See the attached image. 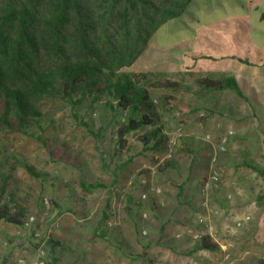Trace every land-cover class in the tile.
<instances>
[{"label":"rangeland","instance_id":"obj_1","mask_svg":"<svg viewBox=\"0 0 264 264\" xmlns=\"http://www.w3.org/2000/svg\"><path fill=\"white\" fill-rule=\"evenodd\" d=\"M4 2L5 0H0V6ZM246 4L250 6L251 11L255 5L264 7L263 0H246ZM210 6V0H193L186 13H195L200 9L206 11L207 18L210 19L216 16ZM186 13L169 22L171 30L168 32H171L169 35L172 37L167 41V46L178 45V35H183L186 30L184 23H189L200 31V27L191 23ZM227 15L248 20L251 18V13H244L239 6L228 7ZM251 19L253 20V17ZM250 25L254 27L256 22ZM162 39L166 40V36L163 35ZM184 39L188 40L187 37ZM238 42L233 43L236 46L234 54L243 56L247 51L252 55L255 53L248 40L245 39L240 44ZM160 43V37L153 35L147 42L148 48L141 52L131 66L123 67L121 71L140 73L142 70L139 68H142L150 70L155 80L169 79L186 87L175 95L197 110H194L190 118L176 114L173 116V113L163 116L164 131L169 138L168 151L164 154H143L133 135L128 138L132 144L130 154L118 153L115 131L116 123L121 117L112 115L102 104L92 110H78L76 114L79 119L88 123L92 134L77 124L78 119L74 117L77 108L73 110L69 105L49 100L39 105L48 125L42 134L46 146H41L27 135L0 132V140L4 143L7 154L28 162L45 175V182L40 183L22 168L15 166L10 178H7L6 192L1 203L11 201L12 212L24 209L25 219L20 227L0 221V264H229L232 261L229 252H225L230 255L228 260L224 258L225 253L218 260H214L212 254L207 251L190 253L200 239L198 236L212 234L211 239H216L217 234L210 231L208 220L202 224L198 222V217L202 215L200 192L197 195V192L193 191V198L186 197L184 190L180 195L175 194L178 186L172 172L171 175L166 171L162 175L158 173V167L164 162L179 165L181 163L182 168H177L181 170L178 171L180 173L185 171V166L189 163V170L195 172L197 163L194 160L189 161L187 153L176 150L178 140L187 130L194 128L193 131H196V124L204 123L200 121L205 114L200 108L202 106H193L197 101L193 93L196 88L194 79L222 75L218 72L209 74L208 71L199 69L197 72L176 71L167 66L168 63L163 58H154V61L149 62L146 57H155L152 51L160 48ZM251 74L253 80L263 78L261 72L254 70ZM241 90L248 101V106L241 101L242 109L235 103H230L231 97L235 96L233 93L219 94L217 100L208 103L222 113L223 124L216 128L219 135L228 129L234 130L235 127L246 131L248 135L256 130L264 132V122L260 119L264 108L261 104L254 103V88L244 87ZM151 93L158 105L157 98L163 91L151 90ZM226 98L228 104L225 102ZM226 105L230 109L224 108ZM258 107L263 109V114L259 112ZM250 109L256 111V116H251ZM252 139L249 138L251 143L246 145L247 150H236V154L241 158H244L242 154H249L248 163L264 169V151L260 150V143L256 144L258 140L253 142ZM217 145L213 148L209 144L212 151L209 152L206 175L211 170L210 161ZM228 145L229 141L225 152L216 155L217 165L221 168L219 182L220 179H232L235 175L231 173L232 169L224 166L221 161V157L227 153ZM168 154L170 156L167 158ZM130 155L134 157L127 163ZM185 156L188 159H185ZM124 163L126 166L119 168V165ZM7 169L6 166L0 172L6 175ZM247 171L255 177L253 179H264L249 168ZM195 180L198 181V177ZM81 181L99 182L103 188L85 192L80 186ZM184 187L192 188V181ZM213 192L214 190L209 192V199ZM143 196L145 198H142ZM106 208L109 209V216L102 224L105 234L104 238H101L94 230L98 228L102 212ZM50 241L57 245L52 246Z\"/></svg>","mask_w":264,"mask_h":264},{"label":"trees","instance_id":"obj_2","mask_svg":"<svg viewBox=\"0 0 264 264\" xmlns=\"http://www.w3.org/2000/svg\"><path fill=\"white\" fill-rule=\"evenodd\" d=\"M192 1L5 0L0 6V132L27 135L46 146L42 134L48 125L39 105L49 100L69 105L73 110L77 108L74 112L77 124L92 134L88 123L76 114L78 110H92L102 104L112 115L121 117L115 131L118 153L130 154L132 144L128 138L133 135L143 154H164L168 151L169 138L164 131L163 116L172 113L186 116L193 112L183 99L175 95L186 87L169 79L155 80L150 70L142 68H139L140 73L121 71L123 67L131 66L148 48L147 42L153 35L160 37L161 47L152 51L155 57H146L149 62L163 58L168 64L177 65L181 64L178 56L183 54L190 60L236 62L245 69L243 75L246 79L254 70L261 72L263 78L259 79V87L255 83L253 88L264 106V48L250 43L255 51L253 55L248 51L243 56L234 54L236 46L233 43L239 41L240 44V36L248 41L251 38L247 37L249 30L253 31L249 22L233 19L209 25L208 32L222 35V45L207 38L204 42L198 40V44L204 45L196 50L184 45H166L172 37L168 32L171 30L169 22L186 13ZM244 9L258 18L260 26L253 32L263 39L264 7L257 5L252 11L247 7ZM186 14L201 22L202 13ZM184 28L193 31L189 26L184 25ZM163 35L166 40L162 39ZM194 85L200 93L231 91L248 102L233 76L197 77ZM151 90L163 91L157 98L158 105ZM207 116L204 114L200 121ZM5 149L0 140V170L8 168L6 175L0 172V221L20 227L24 224V209L12 212L11 201L1 203L7 178L15 166L40 183L45 182V175L28 162L7 154ZM133 157L130 155L126 162L130 163ZM124 166L125 163L120 164L119 168ZM169 166L170 162H164L158 167V173L164 174ZM248 168L264 178V169L254 165ZM80 186L85 192L103 188L99 182L81 181ZM263 199L264 189L256 200L261 202ZM108 210L102 212L98 228L94 230L101 238H104L102 224L108 219ZM49 243L57 245L52 241ZM218 249L217 243L205 234L190 253Z\"/></svg>","mask_w":264,"mask_h":264},{"label":"crops","instance_id":"obj_3","mask_svg":"<svg viewBox=\"0 0 264 264\" xmlns=\"http://www.w3.org/2000/svg\"><path fill=\"white\" fill-rule=\"evenodd\" d=\"M210 2V8L212 9L213 14L216 13V16L214 15L213 17L208 19L205 13L206 11L197 9L196 12L198 14L199 12L202 13L200 17L201 22L198 23L196 20H193L190 17L189 19L191 23L200 27V31H198L189 23L187 25L184 23L186 27L189 26L193 31H189L186 29L183 35H178L179 43L176 46L179 47L184 45L188 48H191V50H196L198 46L204 45L203 43H201V45L198 44V40L204 42V38L210 39V41H215L216 43L222 45L224 40L222 38V35L217 32H208L207 30L209 29V25L220 23L221 21L225 20L239 19L249 22V24H251L252 22H256V25L252 29L253 31L260 26V23L256 16L250 15L251 18L253 17V20L251 18L250 20H248L244 17H228V7L232 8L234 6H239L240 10L248 14L249 12H246L244 9V7H250L246 4V0H210ZM253 31L251 32L249 30L248 32L247 37H251L249 38V41L254 46H261L264 48V38L259 39L257 32ZM184 37H187L188 40L184 39ZM243 39L244 37L240 36L239 40L242 41ZM168 47L171 46L168 45ZM178 59L181 64L173 65L172 63L174 67H172L171 64H167V66L174 68L176 71L189 70L191 72H197L199 70H203L205 72L208 71L209 74L218 72L221 75L227 73L229 74V76H233L235 78L240 89H244V87L253 88L255 86V83H257V86L259 87V83L261 81L258 78L255 79L254 77L253 78L255 80H253L251 75H247V80L243 75L244 73H246L245 69H243V66L236 62H228L226 59L192 60L191 58L190 60L189 57H184L183 54L179 55ZM170 67H168V69H170ZM193 93L196 95L197 99L196 103H194L193 106H202L200 107L201 110L204 112L208 111L205 112V114H208V116L205 120H203L204 123L198 122L196 124V131H193L194 128H190L182 135L181 139L178 140V147H176V150L187 153V156L189 155L190 158L189 161L194 160L197 163L196 165L194 164L195 172L189 170V163L185 166L186 169L183 173L178 172L181 170L177 169L182 168L181 163L180 165L178 163H171L170 166L166 169L167 174L171 175L172 172V176L174 177L175 182L178 186L175 194L178 193L180 195L184 190L183 194H185L186 197L190 198H193L192 193H194L195 191L198 195V192H200L199 189L201 190L202 178L206 176L208 157L210 155L209 152L212 151V147H209V144H211L213 148H215V146L219 143V139L223 135H225L227 131L230 130H226L222 135H219V131L216 132V128L220 124H223V116L221 112L215 110V108L211 107V104L208 103L211 102V100H217L219 94L230 93L231 95L233 92L224 91L221 93H200L195 88ZM246 93H248V91ZM255 95L257 101L253 99L254 103L260 104V97L256 92ZM235 96L231 97V104L235 103L241 109V101H243L247 105V103L242 98L238 97L237 95ZM225 102L228 104L227 98ZM186 103L193 110L192 113H194V110H197L193 109L188 102ZM226 107L228 108L229 106L226 105L224 108ZM258 110L259 112H261V114H263L262 108L258 107ZM216 111H218V113H216ZM255 112L251 110L252 117L256 116V114H254ZM192 113L182 117L190 118L192 116ZM175 114L176 113H173L172 115L174 116ZM245 114L247 115L246 110ZM260 119L262 120V122H264V114L263 116L261 115ZM231 131L235 132H233L232 137L229 139V147H227V153L221 157V161L225 164L224 166H226L227 168H231V173H235V175L232 179H220L218 188L214 190V192L210 195V199H208L209 206L213 210L211 217L208 219L209 229L210 231H213L217 234L214 241L219 247L217 251L210 253L212 254V258L214 260H218L222 258V255H224L225 252H229L232 256V261L229 264H264V201L257 202L256 200L257 195H259L264 189V179H253L255 177L247 171L248 166L253 165L251 163H248L249 154H242L244 158H241V156H237L236 154V150H247L245 148L246 145L251 143L249 138H253V142L258 140V143L256 144L259 145L260 143V150L263 152L264 132H259L256 130L253 131V133L251 132V135H248L249 133H246V131L243 132L237 127H235L234 130ZM202 133H204V135H202ZM206 136H209L210 143L205 140ZM187 156H185V159H188ZM230 163L234 164L230 165ZM197 177L199 179L198 181L195 180ZM189 180L190 182L192 181V188L189 187L191 189L188 192L189 188H183V186L189 184ZM228 195L231 197L230 199H227ZM246 217L249 218V221H244ZM239 220L242 223V226L240 228L236 226V223Z\"/></svg>","mask_w":264,"mask_h":264},{"label":"built area","instance_id":"obj_4","mask_svg":"<svg viewBox=\"0 0 264 264\" xmlns=\"http://www.w3.org/2000/svg\"><path fill=\"white\" fill-rule=\"evenodd\" d=\"M180 130V129H179ZM233 135V131L229 130L227 131V133L225 135H223L220 139H219V143L216 147V150L214 151V155L211 158L210 161V172L208 175H206L205 177L202 178L201 181V190H200V196L202 199V203H201V207H202V215L198 217V222L200 224L204 223L205 221H207L210 216L213 213V210L211 209V207L209 206L208 203V197H209V192L215 190L218 186V182H219V172L221 170V168L217 165V153H224L225 152V146L228 143L229 139L232 137ZM205 140L210 143V138L209 136L205 137ZM170 155H167V158ZM142 198H145V196H143ZM231 197L228 195L227 199H230ZM249 218L246 217L244 219V221H248ZM236 226L238 228H240L242 226L241 221H237ZM210 238H212V234H209ZM198 238H201V236H198ZM214 241V239H212ZM215 242V241H214ZM224 258L226 260H228L230 258V255L228 253H225Z\"/></svg>","mask_w":264,"mask_h":264}]
</instances>
